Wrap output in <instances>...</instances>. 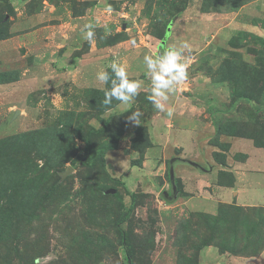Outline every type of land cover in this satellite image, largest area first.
<instances>
[{
    "label": "rangeland",
    "instance_id": "374dc122",
    "mask_svg": "<svg viewBox=\"0 0 264 264\" xmlns=\"http://www.w3.org/2000/svg\"><path fill=\"white\" fill-rule=\"evenodd\" d=\"M165 47L171 117L143 64ZM113 61L130 106L102 104ZM121 218L133 264H264V0H0V264H128Z\"/></svg>",
    "mask_w": 264,
    "mask_h": 264
},
{
    "label": "clouds",
    "instance_id": "9594fccd",
    "mask_svg": "<svg viewBox=\"0 0 264 264\" xmlns=\"http://www.w3.org/2000/svg\"><path fill=\"white\" fill-rule=\"evenodd\" d=\"M95 25L91 22L85 23L81 28L82 38L92 41L96 35ZM183 48H187L185 43ZM143 64L150 76V88L148 99L153 107L160 113H165L168 117L173 115V109L168 105L170 96L175 92V87L180 82L187 79V66L182 62V50L174 47H165L162 53L155 56L145 55ZM111 73L107 70L97 72V81L102 87L104 106L112 105L113 101H118L124 105H131L139 95L143 81L130 80L127 69L119 63L113 61L109 64ZM110 85V86H109ZM143 113L136 109L130 112L127 120L135 126L141 124Z\"/></svg>",
    "mask_w": 264,
    "mask_h": 264
},
{
    "label": "crops",
    "instance_id": "0c3cea01",
    "mask_svg": "<svg viewBox=\"0 0 264 264\" xmlns=\"http://www.w3.org/2000/svg\"><path fill=\"white\" fill-rule=\"evenodd\" d=\"M251 4H253V2H246L245 4H243L241 9H240V11H239V13L236 15V17L238 15H239V17L243 16L242 14H240V12L243 11V10H249V8L252 6ZM225 18H226L225 15H223L222 19H225ZM230 25L231 26H229V28L235 26V22L230 23ZM229 28L225 27L224 29L228 31V30L231 29V28L230 29ZM200 254L204 258L203 260L205 261V263L217 264V263H219V261L221 259L220 255H219V253H218V251H217V249L215 247H209V248L206 247V248L202 249Z\"/></svg>",
    "mask_w": 264,
    "mask_h": 264
},
{
    "label": "trees",
    "instance_id": "16d2710c",
    "mask_svg": "<svg viewBox=\"0 0 264 264\" xmlns=\"http://www.w3.org/2000/svg\"><path fill=\"white\" fill-rule=\"evenodd\" d=\"M87 148H88V144H86V149ZM168 169H169V165H168ZM132 199H134V195H132ZM127 214L128 212L126 213V215ZM122 220H123L122 218L121 220H117V226H118V232H119L121 244L124 250V258L128 264H133L132 249H131V244H130L128 235L125 232V230L120 226Z\"/></svg>",
    "mask_w": 264,
    "mask_h": 264
},
{
    "label": "water",
    "instance_id": "95a60500",
    "mask_svg": "<svg viewBox=\"0 0 264 264\" xmlns=\"http://www.w3.org/2000/svg\"><path fill=\"white\" fill-rule=\"evenodd\" d=\"M16 112L18 113L19 111L17 110ZM191 163H193V162H191ZM168 176H169V190L170 191H169V193H164L163 197L168 203H172L177 198L178 188H177V183H176V179H175L174 170L172 168V164L171 163L169 164Z\"/></svg>",
    "mask_w": 264,
    "mask_h": 264
}]
</instances>
